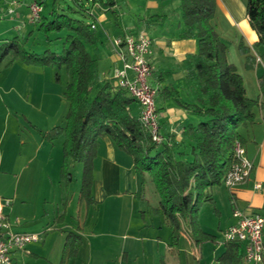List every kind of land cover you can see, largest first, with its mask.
<instances>
[{
  "label": "trees",
  "instance_id": "obj_1",
  "mask_svg": "<svg viewBox=\"0 0 264 264\" xmlns=\"http://www.w3.org/2000/svg\"><path fill=\"white\" fill-rule=\"evenodd\" d=\"M105 1L108 5L112 2ZM179 1L184 24L180 36L195 38L199 43L198 51L187 53L181 61L186 86L196 100L190 102L176 98L200 117L197 123L182 127L183 138L190 142L188 152L180 149L181 143L175 135L165 136L162 144L155 143L139 116L132 111L136 99L113 77L101 74L99 57L89 48L99 41L97 29L92 27L94 19L77 18L60 10L55 7L57 0H54L49 16L42 13L30 34L37 29L51 40L52 34L64 32L61 49L46 48L40 53L28 50L19 35L0 42V64L10 56V62L20 58L52 65L58 82L63 67L71 73V80L64 90L69 102L66 122L43 135L44 139L51 141L64 136L61 180L71 181L70 163L82 162L79 198L88 206L93 204L95 158L100 137L108 135L119 150L130 155L134 170L142 176V184L150 175L160 198L152 210L163 214L171 229V245L174 247L179 245L185 231L196 245L216 240L215 234L201 227L200 208L205 202L214 201L211 188L223 183L235 159V141H242L239 128L255 122L256 106L264 108L259 97L248 96L243 75L229 60L228 45L215 21L217 0ZM77 2L92 18L90 8L82 0ZM246 16L258 36L255 45L261 48L260 57L264 61V0H247ZM239 47L246 55L247 66H251L250 47L243 40ZM165 90H168L166 95L169 97L177 92L169 85ZM66 215L67 209L64 208L56 222H62ZM81 241L79 233L67 232L59 264H67L76 256ZM241 259V245L236 241H225V250L218 257L220 264H239ZM161 264L166 263L162 260Z\"/></svg>",
  "mask_w": 264,
  "mask_h": 264
},
{
  "label": "crops",
  "instance_id": "obj_2",
  "mask_svg": "<svg viewBox=\"0 0 264 264\" xmlns=\"http://www.w3.org/2000/svg\"><path fill=\"white\" fill-rule=\"evenodd\" d=\"M239 2L240 0H217L215 21L219 20L217 16L220 9H223L226 13H229V11L230 13L237 12L240 6ZM95 4L101 10H113L117 18L116 22L112 21L105 24V14L98 17L92 8L89 11L92 16L89 21L95 20L99 39L96 45L89 48L93 54L99 57L100 72L106 77H112L113 71L123 64L112 44L113 37L122 34L131 25V22H129L131 11L141 9L143 23L135 24L133 30L142 31L153 39V53L150 57L152 74L149 81L151 85L158 88L159 92L156 103L160 129L166 137L175 135L176 140L181 143L180 149L188 152L190 142L183 138L182 127L189 123H197L200 117L185 108L176 98L190 102L196 100V96L186 86L181 61L187 53L197 52L199 43L195 38L180 36L184 27L180 1L112 0L108 7L104 6V8L99 2ZM123 5H125V9ZM18 6H20L17 9L18 14L24 15L28 11L25 3L18 4ZM1 9L0 11H2ZM150 16L153 17L149 19ZM238 16L243 19L246 14ZM23 19L26 20L25 15ZM100 22L104 23L102 32L99 30ZM33 26L34 24H32V28ZM219 31L221 37H223L222 31L220 29ZM245 34L246 36H242V40L252 51L251 46L254 49V43L258 36L255 31L247 27L245 28ZM255 48L257 49V55L260 54L261 48ZM250 54L252 55L249 60L250 65L258 64L255 54L253 52H250ZM258 73L257 71L256 74ZM245 84L248 96L254 97L249 95L246 80ZM168 85L176 89L177 92L174 96L169 97L166 95L168 90H165V87ZM258 91L260 93V103L264 104V85H259ZM132 111L137 116L140 115L141 106L138 102L132 105ZM254 111L256 113L255 122L239 128L246 153L254 163L250 177L240 183L233 193L226 187L229 191L228 199L224 193L222 195L218 187L214 189L215 185L211 188L214 200L220 206V209L224 210V213L219 210V214L223 213V217L220 216L218 220V228L222 230V233L229 225L234 223L233 209L236 206L249 213H264V108L259 105L254 108ZM63 141L64 136L61 135L50 142L53 149L57 146V142H61L63 149ZM138 176L133 168L130 155L119 150L108 135L100 137L98 156L95 159L94 168L93 197L95 202L85 207L83 203L77 201L76 207L73 201L74 198H70L69 195L61 197V204L55 210L51 224L50 221L45 220L48 226L43 231L47 235L40 232V239L35 241L37 245L29 248L32 242L24 250L16 251L14 254L16 264H20L21 260L27 256L25 250L34 253L35 256H43L37 252V249L46 243H55L53 234L56 232L61 234L59 235L60 240L56 244V251L58 252L49 260L51 264H59L67 231L79 233L82 237L78 253L70 258L67 264H161L162 259L166 264H181V259H178L175 254L176 249L171 245L170 227L165 223L162 213H155L152 210V207L158 205L160 200L155 185L152 182L154 185L153 190H155L153 191L154 197L149 198V196L143 194L140 199L138 194L135 193L139 188ZM257 184L260 186L257 187ZM0 196L4 201L9 200V203L4 205V213L8 217L9 210H7V207L11 204V199ZM101 206L103 207V214L100 213ZM64 208L67 209L65 219L62 222H56V217ZM85 209L87 211L84 212ZM200 214L202 227L204 230L211 232V228L206 224V219L202 215L203 213ZM45 217L46 214L44 213V219ZM9 222L13 230L20 231L13 227L11 219H9ZM213 223L214 221H212ZM79 226L81 229L78 228ZM188 240L193 242L188 231H185L181 236L180 243L186 250H188L186 248ZM220 250L221 253L219 254V247L216 249L217 260L225 248L221 247ZM241 253L242 259L239 264H262V262L252 263L247 261L242 246ZM179 256L181 257L180 254ZM171 257H176L177 260L171 259Z\"/></svg>",
  "mask_w": 264,
  "mask_h": 264
},
{
  "label": "rangeland",
  "instance_id": "obj_3",
  "mask_svg": "<svg viewBox=\"0 0 264 264\" xmlns=\"http://www.w3.org/2000/svg\"><path fill=\"white\" fill-rule=\"evenodd\" d=\"M82 2L86 7L92 8L98 17L105 14V24L117 21L113 10H101L95 4L99 2L103 8L104 6L108 7L105 0H82ZM246 2L247 0H240V6L235 13H230V11L226 13L220 9L217 16L219 20L216 21V24L222 31V39L228 45L229 60L236 64L239 71L242 72L241 74L245 75L244 79L248 85L249 95L256 98L260 97L259 85H264V61L248 67L247 60L245 61L246 56L239 47L242 36H246L245 28L254 31L249 20H247V16L243 19L238 16L246 14ZM52 4L53 0H45L44 15L49 16ZM8 6L9 4L4 0H0V8L3 11H0V42L6 38L19 35L28 50L40 53L46 48L61 49L64 32L52 34L51 40L37 29L30 34L32 24L28 22L29 10L24 13L26 19L24 20V15L17 12L20 6H15L14 13H8ZM69 6L77 9V11L70 10ZM55 7L60 10L63 9L77 18L90 19L87 10L83 7L79 8L77 0H57ZM123 8H126L125 5ZM152 17L150 16L149 19ZM142 18L141 9L131 11L129 14L131 25L127 30L135 31L133 30L135 24L143 23ZM103 24L100 22V32L104 29ZM254 46L260 48L255 43ZM255 47L253 49L251 46V52L257 58L260 54L257 55ZM10 60V56H7L0 64V195L11 199V204L7 207L9 210L8 217L16 230L45 233L43 229L48 226L45 220L50 221L51 224L52 216L58 205L61 204V197L69 195L70 198H74L76 207L77 201L83 203L85 207L88 206L85 200L80 201L79 198L83 163L71 162L72 180L69 182L59 181L61 178L60 165L63 160L62 144L57 142V146L53 149L51 140L43 138L47 131L66 122L69 102L64 95V90L71 79V73L63 67L61 80L58 82L56 81L55 68L52 65L27 62L20 58L12 62ZM257 71L258 74H256ZM138 175L139 188L135 193L140 199L143 194L149 198L154 197L153 191L155 190H153L154 185L150 175H147L145 184H142L141 174L138 173ZM217 187L222 195L224 193L228 199L229 191L226 186L223 183L217 184L214 189ZM219 210L222 209L215 200L207 201L201 206L199 211L200 224V213H203L206 224L211 228V232L216 235V240L202 243L204 246H196L188 240L186 245L188 250L183 248L179 242V245L174 248L176 249V256L181 259V264H220V261L217 260L216 249L219 247L218 252L220 254V248H225V240L222 230L218 228V220L220 216L223 217L224 210H222L221 215ZM44 213L46 214L45 219ZM100 213L103 214L102 206ZM212 221H214L213 224ZM59 235L61 234L58 232L53 234L55 243H46L37 249V252L43 256H35L34 253L25 250L27 256L21 260L20 264H51L49 259L58 252L56 251V244L60 240ZM35 245L37 242L30 244L29 248ZM171 259L177 260L176 257H171Z\"/></svg>",
  "mask_w": 264,
  "mask_h": 264
},
{
  "label": "built area",
  "instance_id": "obj_4",
  "mask_svg": "<svg viewBox=\"0 0 264 264\" xmlns=\"http://www.w3.org/2000/svg\"><path fill=\"white\" fill-rule=\"evenodd\" d=\"M9 4L8 13H13L14 7L25 3L29 10L28 22H38L44 10L45 0H4ZM96 28V23L92 22ZM115 51L120 56L123 65L116 68L112 77L118 85L126 88L141 106L140 121L148 131L151 139L162 144L166 138L161 132L159 112L156 97L158 88L151 85L149 79L152 74L150 57L153 53V39L143 33L124 30L122 34L112 39ZM257 62L263 59L258 56ZM235 159L229 166L223 184L234 192L236 187L246 181L253 170L254 163L248 157L242 141H235ZM257 187L260 185L257 184ZM9 203L0 196V264H16L14 254L24 250L30 243L38 241L37 232L15 231L11 228L9 219L4 213V205ZM234 223L224 231L225 241H236L244 249V257L252 263H260L264 258V213L246 212L241 207L233 209Z\"/></svg>",
  "mask_w": 264,
  "mask_h": 264
}]
</instances>
